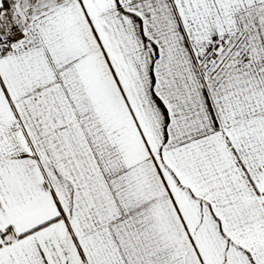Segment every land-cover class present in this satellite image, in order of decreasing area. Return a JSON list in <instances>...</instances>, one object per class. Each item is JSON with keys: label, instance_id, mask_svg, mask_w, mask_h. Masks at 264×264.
Listing matches in <instances>:
<instances>
[{"label": "snow or ice", "instance_id": "6c2138e0", "mask_svg": "<svg viewBox=\"0 0 264 264\" xmlns=\"http://www.w3.org/2000/svg\"><path fill=\"white\" fill-rule=\"evenodd\" d=\"M0 264H264V0H0Z\"/></svg>", "mask_w": 264, "mask_h": 264}]
</instances>
